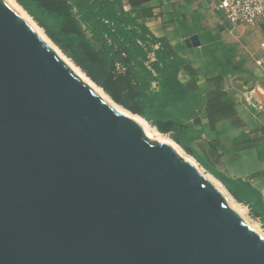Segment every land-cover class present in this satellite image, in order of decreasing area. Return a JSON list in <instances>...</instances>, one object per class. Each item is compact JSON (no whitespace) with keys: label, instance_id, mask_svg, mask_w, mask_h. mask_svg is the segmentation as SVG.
I'll return each instance as SVG.
<instances>
[{"label":"water","instance_id":"95a60500","mask_svg":"<svg viewBox=\"0 0 264 264\" xmlns=\"http://www.w3.org/2000/svg\"><path fill=\"white\" fill-rule=\"evenodd\" d=\"M0 264H264V239L0 0Z\"/></svg>","mask_w":264,"mask_h":264},{"label":"crops","instance_id":"0c3cea01","mask_svg":"<svg viewBox=\"0 0 264 264\" xmlns=\"http://www.w3.org/2000/svg\"><path fill=\"white\" fill-rule=\"evenodd\" d=\"M131 10L129 0H123ZM218 0H145L132 15L183 60L178 79L198 98L192 147L264 202V24L231 26ZM243 194L248 191L242 189Z\"/></svg>","mask_w":264,"mask_h":264},{"label":"trees","instance_id":"16d2710c","mask_svg":"<svg viewBox=\"0 0 264 264\" xmlns=\"http://www.w3.org/2000/svg\"><path fill=\"white\" fill-rule=\"evenodd\" d=\"M16 1L87 77L206 165L264 226L261 194L240 180L226 179L192 147L199 130L190 120L199 101L178 79L183 60L169 42L132 15L145 0H129L131 10L123 0Z\"/></svg>","mask_w":264,"mask_h":264},{"label":"bare ground","instance_id":"6f19581e","mask_svg":"<svg viewBox=\"0 0 264 264\" xmlns=\"http://www.w3.org/2000/svg\"><path fill=\"white\" fill-rule=\"evenodd\" d=\"M10 6L19 14L21 15L37 32V34L47 43L49 44L52 49L58 54V56L78 75L80 76L89 86H91L103 99H105L113 108L121 112L122 114L132 117L138 123H140L145 131V134L148 138L154 139L160 143H167L171 145L177 152L180 154L184 159L190 161L194 164L198 172L203 175L207 180L212 182L216 188L222 192L225 196L227 203L243 218V220L261 237L264 239V229L261 227L259 222L254 219H250L247 216V207L238 202L228 191L226 190L225 186L212 174L204 172L198 166L197 162L189 156H186L184 150L178 145L173 139L168 137L165 134H162L158 131V129L153 126L150 122L144 119L141 116L136 114H132L129 111L125 110L122 106L114 102L111 97L104 92V90L96 85L86 74L70 59L68 58L59 48L54 44L50 38L44 33V30L38 26V24L30 17V15L15 1V0H6Z\"/></svg>","mask_w":264,"mask_h":264},{"label":"built area","instance_id":"2783aa9c","mask_svg":"<svg viewBox=\"0 0 264 264\" xmlns=\"http://www.w3.org/2000/svg\"><path fill=\"white\" fill-rule=\"evenodd\" d=\"M217 9L231 26L264 24V0H218Z\"/></svg>","mask_w":264,"mask_h":264},{"label":"rangeland","instance_id":"374dc122","mask_svg":"<svg viewBox=\"0 0 264 264\" xmlns=\"http://www.w3.org/2000/svg\"><path fill=\"white\" fill-rule=\"evenodd\" d=\"M16 1V0H15ZM17 2V1H16ZM18 3V2H17ZM19 4V3H18ZM10 5V4H9ZM20 5V4H19ZM21 6V5H20ZM12 7V6H11ZM22 7V6H21ZM23 8V7H22ZM24 9V8H23ZM25 10V9H24ZM26 11V10H25ZM27 12V11H26ZM28 13V12H27ZM31 17V16H30ZM32 18V17H31ZM168 137H170L169 135H167ZM172 139V138H171ZM183 149V148H182ZM184 150V149H183ZM184 153H185V155L186 156H189V157H192L196 162H197V164H198V166L200 167V169H202L204 172H206V173H210V174H212V172L210 171V169L206 166V165H204V164H202L201 162H199L194 156H192L191 154H189L186 150H184ZM214 177H216L214 174H212ZM217 178V177H216ZM218 179V178H217ZM219 180V179H218ZM220 182H221V180H219ZM222 183V182H221ZM223 184V183H222ZM224 185V184H223ZM225 186V185H224ZM225 188H226V186H225ZM226 190L228 191V193H230L229 192V190L226 188ZM231 194V193H230ZM232 195V194H231ZM233 196V195H232ZM234 197V196H233ZM235 198V197H234ZM236 199V198H235ZM237 200V199H236ZM238 201V200H237ZM239 202V201H238ZM241 203V202H240ZM242 204H244L246 207H247V216L250 218V219H254V220H257L258 222H259V224L261 225V227L264 229V226L261 224V221L259 220V219H257L256 217H254V215H253V213H252V210H251V208L247 205V204H245V203H242Z\"/></svg>","mask_w":264,"mask_h":264}]
</instances>
